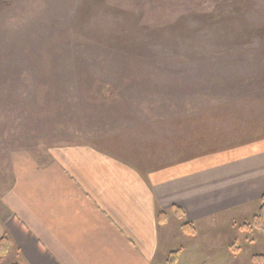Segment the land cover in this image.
<instances>
[{"label": "rangeland", "instance_id": "1", "mask_svg": "<svg viewBox=\"0 0 264 264\" xmlns=\"http://www.w3.org/2000/svg\"><path fill=\"white\" fill-rule=\"evenodd\" d=\"M0 3V182L16 150L46 161L89 144L157 167L187 155L179 142L203 137L205 152L264 136V0ZM258 211L199 224L219 257L191 264H264V233L243 228ZM182 224L170 213L164 228L175 250L188 246Z\"/></svg>", "mask_w": 264, "mask_h": 264}, {"label": "crops", "instance_id": "2", "mask_svg": "<svg viewBox=\"0 0 264 264\" xmlns=\"http://www.w3.org/2000/svg\"><path fill=\"white\" fill-rule=\"evenodd\" d=\"M119 152L73 145L50 150L46 161L11 152L10 182H0V240L8 234L14 264H168L174 252L176 264L214 260L197 226L257 207L264 195V136L157 167L146 153L130 160ZM177 206L195 233L181 226L188 246L175 250L168 220L158 216L169 219Z\"/></svg>", "mask_w": 264, "mask_h": 264}, {"label": "trees", "instance_id": "3", "mask_svg": "<svg viewBox=\"0 0 264 264\" xmlns=\"http://www.w3.org/2000/svg\"><path fill=\"white\" fill-rule=\"evenodd\" d=\"M174 1L175 0H170V2H174ZM190 1H193V2H201L202 0H190ZM0 6H1V3H0ZM91 91H92V89L89 88L88 91H87V93H89ZM196 120H198V121L201 120L200 122H204L205 121L200 116H199V118H196ZM193 122H194V119L190 120V124L191 123L193 124ZM185 132H186V130H185ZM190 132H192V131H190ZM219 133L222 134L223 132L220 131ZM191 138H192V136H191ZM202 138L201 139H197V140H195V138L192 139V140H187L186 141L187 144H184L185 141L180 142V143H178V145L176 146V148L178 149V152H180V153L183 152V151H185L186 154H187L186 156H188V157L189 156H193V157L194 156H198V153L200 154V153L203 152L201 150V148H203L204 145H205V142L201 141V140L204 139V138L203 139ZM219 138H220V136L218 135V139ZM205 141L207 142L208 145L211 142H213L212 138L205 139ZM245 142H243V143H245ZM110 144H112V143H110ZM194 145L195 146H202V147H200V150H197V148ZM186 146H188V147H186ZM191 146L192 147L194 146L195 148L191 149ZM186 148H188V149L186 150ZM189 149H191V150L189 151ZM216 150H218V149H216ZM216 150H209V149H207L205 152L211 153V152H215ZM173 211H174V213L181 220L184 219V212H183V210H182L181 207H178V206L177 207H174L173 208ZM158 220H159V223L160 224L166 223V221L168 220V214H167V212L161 211L159 213ZM243 228L244 229H248V230L255 229V230H259V231H261V232L264 233V195L261 197V199L259 201V211H258V213L252 218V220L249 223L243 225ZM182 229L187 234H194L195 233V226L192 223L185 222L182 225ZM8 244H9V237H8V234H5V236L0 240V252H2L4 250H7ZM177 260H178V252H174V253L171 254V256H170V258L168 260V264H176L177 263ZM254 260L264 261V256H255L254 257Z\"/></svg>", "mask_w": 264, "mask_h": 264}]
</instances>
